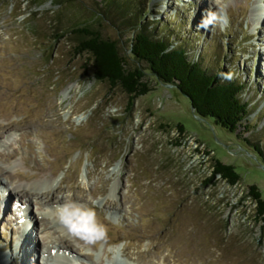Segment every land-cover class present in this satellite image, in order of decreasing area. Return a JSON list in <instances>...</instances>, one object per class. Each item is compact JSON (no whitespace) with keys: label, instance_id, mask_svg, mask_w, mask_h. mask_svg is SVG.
Returning a JSON list of instances; mask_svg holds the SVG:
<instances>
[{"label":"rangeland","instance_id":"374dc122","mask_svg":"<svg viewBox=\"0 0 264 264\" xmlns=\"http://www.w3.org/2000/svg\"><path fill=\"white\" fill-rule=\"evenodd\" d=\"M141 1L157 35L244 84L247 117L228 133L150 74L151 90L126 112V94L94 79L68 33L127 41L101 19L102 0H0L3 264H264V224L248 196L254 186L264 202V0ZM216 159L239 174L235 186L211 178ZM77 209L98 227H77ZM24 210L36 220L22 223Z\"/></svg>","mask_w":264,"mask_h":264},{"label":"trees","instance_id":"16d2710c","mask_svg":"<svg viewBox=\"0 0 264 264\" xmlns=\"http://www.w3.org/2000/svg\"><path fill=\"white\" fill-rule=\"evenodd\" d=\"M102 1L105 6L101 10V19L106 18L118 30H128L131 35L127 41L102 38L88 27L71 28L68 33L73 35L76 42L75 54L88 56L94 79L118 86L126 94V112L131 110L137 97L151 90L145 81V75L150 74L158 83L171 85L186 97L193 114L202 119H212L215 125L228 133L237 132L248 115L249 107L240 97L244 84L239 79H225L219 70L212 71L205 67L199 56L190 58L181 41L157 35L155 27L146 20L143 1ZM125 42L128 48L122 52L121 47ZM129 57L135 62L134 67L129 65ZM176 128L182 135L183 128L179 125ZM236 137L241 136L238 134ZM244 141L250 145L248 140ZM253 149L261 153L257 145H253ZM216 175L231 186L240 180L233 166L218 160L214 161L211 177ZM248 196L256 206V221L264 224V202L260 192L250 186Z\"/></svg>","mask_w":264,"mask_h":264},{"label":"bare ground","instance_id":"6f19581e","mask_svg":"<svg viewBox=\"0 0 264 264\" xmlns=\"http://www.w3.org/2000/svg\"><path fill=\"white\" fill-rule=\"evenodd\" d=\"M5 128H2V127H0V136L2 135V133H4L5 132ZM13 157V155L12 154H10V155H7V156H4V159H6V160H9L10 158H12ZM0 187H1V184H0ZM28 203L30 204V202H31V199L30 198H28ZM26 201V202H27ZM6 202V201H5ZM4 202V203H5ZM26 205H28V204H26ZM5 206V205H4ZM29 206V205H28ZM47 208H49V207H47ZM45 215H48V216H51V212H49V211H44L43 212ZM24 214V215H23ZM23 217V218H22ZM28 218H29V221H33V220H36L35 218H36V213L35 212H33L32 210H24L23 212H22V214L20 215V218L19 219H21V222L23 221V219L24 220H28ZM26 222V221H25ZM25 222H22V223H25ZM29 230H30V228H29ZM54 243H56V242H54ZM62 243H64V242H62ZM56 250H55V252L56 253H58V254H63V257H59V258H61L62 260H68L69 261V259H67V258H65L64 257V255H66V253H69V251L71 252V249L66 245V244H64V245H60V244H56V245H52ZM9 255H11V254H9ZM9 255H7V257H9ZM68 256H70V253H69V255ZM22 257L24 258V259H27V257H29L28 256V254L26 253V252H24L23 253V255H22ZM3 258L4 257H0V264H3ZM28 261V260H27ZM7 262H9V258L7 259ZM14 262V259H12L11 261H10V263L12 264ZM111 263L110 264H114L112 261H110ZM19 264V263H18Z\"/></svg>","mask_w":264,"mask_h":264},{"label":"clouds","instance_id":"9594fccd","mask_svg":"<svg viewBox=\"0 0 264 264\" xmlns=\"http://www.w3.org/2000/svg\"><path fill=\"white\" fill-rule=\"evenodd\" d=\"M209 23H211V20L205 21V26ZM71 215L76 220L77 227L81 228L84 231H88L90 229L98 227L95 224L94 213L91 212L90 210L77 209L74 212H72Z\"/></svg>","mask_w":264,"mask_h":264},{"label":"water","instance_id":"95a60500","mask_svg":"<svg viewBox=\"0 0 264 264\" xmlns=\"http://www.w3.org/2000/svg\"><path fill=\"white\" fill-rule=\"evenodd\" d=\"M146 77V76H145ZM146 81V80H145ZM159 84V83H158ZM161 84V83H160ZM149 85V84H148ZM166 86H168L169 88H174L173 86H171V85H166ZM175 89V88H174ZM176 90V89H175ZM135 101V100H134ZM134 103V102H133ZM127 104V103H126ZM133 106V105H132ZM192 110V109H191ZM193 112V111H192ZM178 126V125H177ZM180 126V125H179ZM183 133H184V130H183ZM217 160V159H216ZM219 161V160H218ZM222 162V161H221ZM223 164V163H222ZM228 165V164H227ZM211 176H212V172H211ZM216 176H218L219 178H220V176L219 175H216ZM215 176V177H216ZM211 178H214V177H211Z\"/></svg>","mask_w":264,"mask_h":264}]
</instances>
